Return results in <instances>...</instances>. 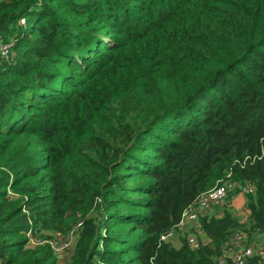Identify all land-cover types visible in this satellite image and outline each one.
<instances>
[{"label": "trees", "instance_id": "trees-1", "mask_svg": "<svg viewBox=\"0 0 264 264\" xmlns=\"http://www.w3.org/2000/svg\"><path fill=\"white\" fill-rule=\"evenodd\" d=\"M2 44L0 264L264 250V0H0ZM226 180L254 187L245 226L236 191L178 227Z\"/></svg>", "mask_w": 264, "mask_h": 264}, {"label": "built area", "instance_id": "built-area-1", "mask_svg": "<svg viewBox=\"0 0 264 264\" xmlns=\"http://www.w3.org/2000/svg\"><path fill=\"white\" fill-rule=\"evenodd\" d=\"M9 51V46L6 44L0 45V53L1 55H7ZM236 195L239 193L242 196L250 194L254 191V187L251 183H239L236 181L226 180L223 183L215 186L210 189L202 196H200L197 203L191 205L187 208L183 214L182 219L178 224V227L181 229L188 226V224L192 225L196 230L200 229L199 217L200 215H204V213L208 212L214 205L223 204L226 202L227 198L230 196V193L236 192ZM235 196V194L233 195ZM233 199L231 200V204L233 203ZM175 234V230H171L169 233L163 235L161 237L162 240L169 239L173 237ZM189 243L192 247H198V238L196 234L192 233L188 236ZM246 239V236L243 232H239L234 234L230 242L228 243V249L225 251L224 256L222 258L221 263H224L226 260H231L233 264H247V260L254 254V252L260 254L264 257L263 249H254L251 246H246L243 244V241ZM71 241L68 239L60 246L61 249H65L69 247ZM59 249V250H61Z\"/></svg>", "mask_w": 264, "mask_h": 264}, {"label": "rangeland", "instance_id": "rangeland-1", "mask_svg": "<svg viewBox=\"0 0 264 264\" xmlns=\"http://www.w3.org/2000/svg\"><path fill=\"white\" fill-rule=\"evenodd\" d=\"M242 197H244V196H242V195H240L239 193L236 195V204L237 205H235L234 204V202L231 204V206L233 207V212H234V214H235V216L238 218V220H239V222H240V224H242V225H246L247 224V220H248V210H247V205H246V198H245V200L242 198ZM229 198V197H228ZM228 198H227V202H229V200H228ZM234 198V199H235ZM230 200H232L233 199V197L231 196L230 198H229ZM235 201V200H234ZM215 209H216V207H214V211H215ZM202 239L205 241L206 239L204 238V237H202ZM175 243H177V241L175 240ZM59 249H61L60 248V246H58L57 248H56V250H58V251H60Z\"/></svg>", "mask_w": 264, "mask_h": 264}, {"label": "crops", "instance_id": "crops-1", "mask_svg": "<svg viewBox=\"0 0 264 264\" xmlns=\"http://www.w3.org/2000/svg\"><path fill=\"white\" fill-rule=\"evenodd\" d=\"M235 197H236V194H235V196H233V201L235 200V201H234V204H235V205H237V204H236V202H237V201H236V198H235ZM234 198H235V199H234ZM242 198L245 200V198H244V197H242ZM202 237H204V238H205V236H202Z\"/></svg>", "mask_w": 264, "mask_h": 264}]
</instances>
